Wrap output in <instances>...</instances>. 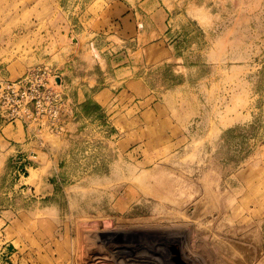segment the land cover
Listing matches in <instances>:
<instances>
[{"label": "rangeland", "instance_id": "374dc122", "mask_svg": "<svg viewBox=\"0 0 264 264\" xmlns=\"http://www.w3.org/2000/svg\"><path fill=\"white\" fill-rule=\"evenodd\" d=\"M141 1L0 0V79L41 64L62 72L95 39H110L114 56L133 50L111 33L118 8ZM148 3L168 11L173 57L142 72L153 89L135 115L143 125L111 140L89 102L101 138L70 151L47 203L20 190L38 186L39 172L19 189L13 158L0 154V246L19 251L0 264H204L202 244L225 256L212 264H264V0Z\"/></svg>", "mask_w": 264, "mask_h": 264}, {"label": "crops", "instance_id": "0c3cea01", "mask_svg": "<svg viewBox=\"0 0 264 264\" xmlns=\"http://www.w3.org/2000/svg\"><path fill=\"white\" fill-rule=\"evenodd\" d=\"M125 8H118L117 15L123 22L120 28L110 33L115 35L116 32L124 40V46L135 42L136 48L114 56L109 51L114 45L108 42L110 39L106 42L95 39L91 44L93 54L87 55L85 50L77 56H68L61 67L62 72L59 73L72 94L76 108V119L68 125L65 133L47 139L45 133L32 136L20 125L0 127V154L8 152L20 175L19 185L15 186L20 189L26 184L21 182L23 173H28L27 179L32 176V170L38 171L41 176L37 182L38 186L28 184L27 187L20 189L30 194L29 200L32 203H47L49 194L61 181L64 172L61 167L68 163L70 151H83L81 142L89 143L96 136L101 138V121L92 113L86 114L84 107L90 102L105 114L104 118L107 117L108 125L114 132L111 140L121 133V128L126 132L133 130L132 126L138 123L135 115L147 110L148 107H142V103H146L153 91L142 78V72L152 67L154 63H162L173 57L171 47L164 42V25L169 16L165 7L159 3L150 4L148 0H142L139 5ZM116 56L123 59L116 63ZM174 59L177 61L180 57L175 55ZM140 125L136 128L138 129ZM88 127H93L96 131L92 138L84 131ZM124 135L121 134V138ZM108 151L120 150L113 148ZM31 154H36V158L30 159ZM199 252H203L204 264L225 261V256L215 246L202 244ZM17 253L19 251L14 242L0 246L1 258L9 259ZM237 258V264H244L243 258L239 256Z\"/></svg>", "mask_w": 264, "mask_h": 264}, {"label": "built area", "instance_id": "2783aa9c", "mask_svg": "<svg viewBox=\"0 0 264 264\" xmlns=\"http://www.w3.org/2000/svg\"><path fill=\"white\" fill-rule=\"evenodd\" d=\"M75 119L72 94L52 66L36 65L16 79H0V127L20 124L32 136L62 135Z\"/></svg>", "mask_w": 264, "mask_h": 264}]
</instances>
